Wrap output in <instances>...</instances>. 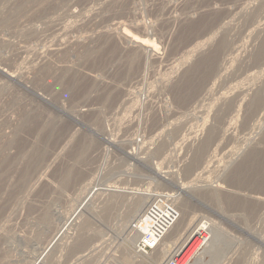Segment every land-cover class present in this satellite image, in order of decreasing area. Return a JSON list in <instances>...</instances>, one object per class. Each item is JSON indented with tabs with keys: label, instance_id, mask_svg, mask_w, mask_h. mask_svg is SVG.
<instances>
[{
	"label": "rangeland",
	"instance_id": "374dc122",
	"mask_svg": "<svg viewBox=\"0 0 264 264\" xmlns=\"http://www.w3.org/2000/svg\"><path fill=\"white\" fill-rule=\"evenodd\" d=\"M263 38L264 0H0V66L19 79L0 73V264H155L130 259L139 195L89 194H177L172 179L192 185L191 216L222 232L208 264H264V206L235 198L264 189L233 172L264 148V101L248 111L264 94Z\"/></svg>",
	"mask_w": 264,
	"mask_h": 264
},
{
	"label": "bare ground",
	"instance_id": "6f19581e",
	"mask_svg": "<svg viewBox=\"0 0 264 264\" xmlns=\"http://www.w3.org/2000/svg\"><path fill=\"white\" fill-rule=\"evenodd\" d=\"M122 35L129 42H134V44L136 43L137 46L140 45V46L144 47L147 50H150L153 47V46L150 45V43L152 44V42H149V44H148V43H146L147 42L146 40L139 39L140 37L139 38L134 37L126 29H123ZM258 57L260 59L264 58V43H263L262 48H261V50H260V52L258 54ZM0 73L2 75H5V76L11 78V79H14V80H17L18 79L17 77H15V75H13V73L11 74L6 69H3L1 66H0ZM188 82H190V81H188ZM260 89H257L256 92H255V94H254L253 99L252 100L250 99L251 102L249 103V107L250 108L248 109V111H251V110L252 111H255L256 108L259 105H261L262 101H264V94L261 93L262 89L261 90ZM32 90L42 100L48 102V98H47V96L45 94H42L41 92H38L35 89H32ZM181 96L183 97L185 95H181ZM249 115H251V114L249 113ZM28 118H29V116H28ZM161 118H163V117H161ZM74 119L78 123H82L80 120H77V118L74 117ZM46 126H48V123L46 124ZM48 136H49V134H48ZM68 138H69V136H68ZM104 139H105L106 142L112 143V140L109 139V137L108 138L107 137H104ZM210 144H211L210 139H206L203 143H201V145L199 146V148H198V150H197V152H196V154L194 156V159L191 161L192 163L186 169V171L188 173L192 172L194 170V168H197L198 166H201L203 164V159H204L205 152L207 150V147H209ZM161 147H163V146H161ZM24 150H26V149H24ZM34 150H33V152H35ZM62 152H64V151H62ZM82 152L83 151L81 150V152H79V155L82 154ZM127 153H128V155L130 157H132V158H134L136 160H140V158L143 157V156H139L138 153H136L135 151H127ZM16 160H18V159L16 158ZM33 162H34V160H33ZM35 163H37V162H35ZM175 170H173V171L172 170H169V171H158V174L160 175V177L162 179L166 180L167 178L170 179L171 176L173 178V176H176L177 175V172ZM233 172L237 176H239L240 174H244L246 172L245 177H247L248 180H249V183H248L249 186H256L258 189H260V188L264 189V148H262L261 145H259V144H253V146L250 148V151L246 154V156L242 160V162L240 164H238V166L233 170ZM27 183H28V181H27ZM172 183H173L174 187L178 191L177 194L176 193H172V192L171 193H169V192H166V193L164 192L163 193V191H161V192L160 191H151V190L150 191L149 190H146L145 191L144 189L143 190H140V188L135 190L133 187H132L133 189L132 188H129V189H132V190H129L127 188L126 189H121V188H119V186L116 187V185H114V186L112 184L109 185L110 183L102 187V185L101 186H97L99 184L96 185V183H95V186H93V190L90 192L89 195H91V193H93L95 195V194H97L98 191H102V192L103 191H107L108 193H114V192L115 193L116 192H124L125 193L126 192L128 194L139 195V198H138L137 202L133 204L135 210L140 211V209H141V211H140V213H139V215L137 217V223H136V226H135V235H136L135 238H136V240H135V243H133L134 250L137 253H139V254H134V257H133V255H131L132 253L130 254V253H128V251L126 252V254H128V256H129V254L131 255L132 258H130V259H134V262L135 261L137 262L138 260H140V259H138L139 255H145V256L147 255L155 264H163V263L167 262L169 258H171L172 256H175L176 254L181 253L186 248L189 247L188 248V250H189V249H192L194 247V248H196L195 249L196 253L190 255L187 258V262L189 261L191 263V261H192V263H194V264H208L210 262L211 258L209 260H206L207 256H209V257H217L216 255H218V252H219V250L221 248L220 243H221V239H222V234H221L222 232L220 231V229L217 226H215V223L214 224L211 223L212 224V229H211V227L209 228V226H208V222L203 221L202 219H196V216H191V213H193V212L192 211L190 212V202H189L190 197L189 196L195 197L194 195H192L190 193V189H191L190 186H192V185H188V184H185L183 182H179V180H177V179H172ZM207 187H208L209 190H212L213 191L211 193L213 199L217 200L220 203V191H221V188H218L216 186L215 187L207 186ZM196 188H198V187H196ZM249 190H251V188ZM258 193H263L264 194V191L263 192L256 191L254 194H249V195H246V194L245 195H243V194L241 195V192H240V195L241 196H239V198H237V197H235V198H236V200H238L239 203H241L240 205L244 206L246 209L249 210L248 213L252 214L254 212V214H255L257 212L258 207H261L262 205L264 206V196L262 197V196L258 195ZM181 194H184V196H186V197H182V201H181L182 203H181L180 208H179L180 210H177L176 207H175V205H174V203L171 201V199L172 198H175V196L176 197H179ZM119 195L121 196L122 194H116V195L114 194L113 197H115V198L119 197L120 198ZM88 199H89V197H88ZM88 199H86V201ZM159 202H161L164 205L168 206L164 210H161V211H163V213H160V214L162 216H164V217L169 216V222L170 223H169V226H168L169 229L165 232V234L162 236V238L156 243V242H153V239H150V237H148V234L149 233H152L151 236L153 235L152 226H154L156 224V220L153 219L152 216H150L151 215L150 214V211H151V208L150 207L154 203H159ZM149 203H151V204H149ZM147 204H149V205H147ZM193 215H194V213H193ZM73 216L74 215H72V217ZM73 219H75V218H73ZM152 219L155 220V221H153ZM66 222H67V220H66ZM63 225H65V224H63ZM61 228H63V227H61ZM209 229H210V231H209ZM58 231H60V230H58ZM203 232H206L207 234L206 235H202ZM209 232H211V237H210ZM57 234H60V233H57ZM57 234H55V235L57 236ZM54 236H53V238H54ZM56 236H55V238H56ZM201 237H202V240L199 241V239ZM48 244H50V243H48ZM81 244H82V242H81ZM147 244H152V246H154V248H153L154 250H153V252L151 254H149L150 253L149 251L147 252L145 250V245H147ZM146 252H147V254H146ZM152 254H153V256H152ZM37 258H39V257H37ZM122 258L119 260V263L118 264L124 263L123 261H124L125 258L124 257H122ZM37 260L38 259H36V261L33 264H35L37 262ZM132 262H133V260H132ZM144 263L140 261L139 264H144ZM145 264H147V263H145Z\"/></svg>",
	"mask_w": 264,
	"mask_h": 264
},
{
	"label": "built area",
	"instance_id": "2783aa9c",
	"mask_svg": "<svg viewBox=\"0 0 264 264\" xmlns=\"http://www.w3.org/2000/svg\"><path fill=\"white\" fill-rule=\"evenodd\" d=\"M153 206V207H152ZM150 208V216H152L153 219L156 220V224L154 226H152V231H153V235L151 236L152 233L148 234V237H150V239H153V242H158L162 236L165 234V232L169 229V216H162L160 213H163V211L165 208H167L168 206L164 205L163 203L159 202V203H154ZM152 219V220H153ZM153 220V221H155ZM206 232H203L202 235H206ZM207 239V238H206ZM202 240V237L199 239V241ZM197 247V246H196ZM154 248V246H152V244H147L145 245V250L148 252L150 249L152 250ZM189 248V247H188ZM186 248L184 251H182L179 254H176L175 256H172L171 258L168 259L167 262H165V264H194L188 261L187 262V258L196 253L195 249L196 248H192L189 249ZM146 252V254H147Z\"/></svg>",
	"mask_w": 264,
	"mask_h": 264
}]
</instances>
